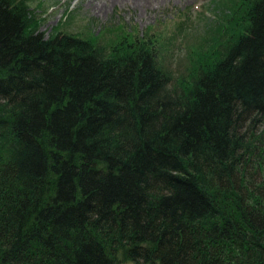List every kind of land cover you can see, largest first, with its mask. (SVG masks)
I'll return each mask as SVG.
<instances>
[{
  "label": "trees",
  "instance_id": "trees-1",
  "mask_svg": "<svg viewBox=\"0 0 264 264\" xmlns=\"http://www.w3.org/2000/svg\"><path fill=\"white\" fill-rule=\"evenodd\" d=\"M218 7L174 82L0 0V264H264V0Z\"/></svg>",
  "mask_w": 264,
  "mask_h": 264
},
{
  "label": "rangeland",
  "instance_id": "rangeland-1",
  "mask_svg": "<svg viewBox=\"0 0 264 264\" xmlns=\"http://www.w3.org/2000/svg\"><path fill=\"white\" fill-rule=\"evenodd\" d=\"M221 1L146 0L141 4L135 0H31V6L42 18L39 30L45 36L60 26L67 32L108 45V49L117 43L114 41L120 34L137 35L150 28L162 33L168 44L159 48V55L175 82L177 77L188 73L189 52L195 51L192 54L195 57L203 51L207 57L212 42L206 41L219 30L216 23L222 15H228L218 7ZM125 263L132 262L121 264Z\"/></svg>",
  "mask_w": 264,
  "mask_h": 264
},
{
  "label": "bare ground",
  "instance_id": "bare-ground-1",
  "mask_svg": "<svg viewBox=\"0 0 264 264\" xmlns=\"http://www.w3.org/2000/svg\"><path fill=\"white\" fill-rule=\"evenodd\" d=\"M120 1L128 2V1H130V0H120ZM135 1L138 2V3H141V4H145V1H146V0H135Z\"/></svg>",
  "mask_w": 264,
  "mask_h": 264
},
{
  "label": "water",
  "instance_id": "water-1",
  "mask_svg": "<svg viewBox=\"0 0 264 264\" xmlns=\"http://www.w3.org/2000/svg\"><path fill=\"white\" fill-rule=\"evenodd\" d=\"M125 264H137V263H125Z\"/></svg>",
  "mask_w": 264,
  "mask_h": 264
}]
</instances>
